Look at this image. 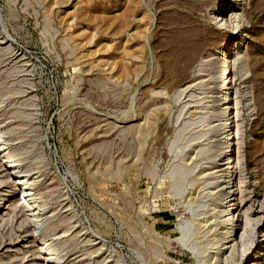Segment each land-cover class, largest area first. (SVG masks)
<instances>
[{
  "label": "rangeland",
  "instance_id": "obj_1",
  "mask_svg": "<svg viewBox=\"0 0 264 264\" xmlns=\"http://www.w3.org/2000/svg\"><path fill=\"white\" fill-rule=\"evenodd\" d=\"M263 235L264 0H0V264H249Z\"/></svg>",
  "mask_w": 264,
  "mask_h": 264
},
{
  "label": "bare ground",
  "instance_id": "obj_2",
  "mask_svg": "<svg viewBox=\"0 0 264 264\" xmlns=\"http://www.w3.org/2000/svg\"><path fill=\"white\" fill-rule=\"evenodd\" d=\"M235 1V0H234ZM237 1H242V0H237ZM221 14H222V11H221ZM233 14V13H232ZM235 15V14H234ZM232 16V15H231ZM232 18V21L235 23V25H233V26H235V28H233V31H232V33L234 32L235 33V29L237 28V23H236V20L237 19H240V16L238 17V16H233V17H231ZM218 19V16L216 17V22H217V24H219L222 20H217ZM238 21V20H237ZM239 26V25H238ZM233 33V34H234ZM228 39H230V37L228 38ZM235 61H236V63H237V61L238 60H235L234 59V64H235ZM228 62V61H227ZM243 68H246V64H245V66L244 67H242V70H243ZM239 70H241V69H239ZM223 71V73H225V71H226V69H224V70H222ZM229 75V74H228ZM221 78H223V77H221ZM227 79H228V77H224L223 79H222V86H226V81H227ZM229 86V83L227 84V88H224V89H222V91H220V93H221V95L219 96V101L221 102V104L219 105V106H221V107H223V106H226L227 105V103H226V101H228V92H227V90H229L230 88L228 87ZM223 92V93H222ZM225 102V103H224ZM218 108V107H217ZM225 109L224 110H222L221 111V113L224 115L225 114ZM225 125H226V122H225V120L223 121V122H221L220 123V125H219V128H223V127H225ZM225 128H223V130H224ZM225 133H223V143H222V145L223 146H225V145H227L228 144V142L230 141V138L228 137V131H224ZM228 148H229V146H226L225 148H224V154H225V156L224 157H226L225 158V160H223V162L221 163V166H224L225 168H223V169H221V170H219V168L218 169H216V170H218V171H216V172H222L223 174L225 173V180L222 182V185H223V188L222 189H224V193H223V203H222V205H224V210L222 211V213H225V212H227V211H231L232 209V206H233V204H231V203H233V201H234V199H233V197L235 196L234 195V191H233V189H234V186H233V184H234V182H232L233 181V173H232V161H230V157H229V155H228ZM223 154V155H224ZM220 160V159H219ZM12 163V162H11ZM13 164V163H12ZM11 170H12V172H11V176H13V177H17L18 175H20V171H19V169H18V167H11ZM17 175V176H16ZM222 176V175H221ZM220 176V177H221ZM219 177V178H220ZM224 178V177H223ZM27 177L26 176H24V177H22V178H18V180H19V183H17L18 184V186L19 187H23V189L20 191L21 192V194H22V196H21V199L23 200V202H25V206H24V208H26L27 210L26 211H28V212H31V215H29V216H31L32 218H35L34 220V226H36V227H34V230H33V232H34V234H36L37 232H38V229H39V220L35 217V214H33V212H34V210L33 209H30L31 208V205H30V201H32L33 200V194H31L30 192H29V190H27L26 189V186L29 184V180L27 179ZM221 186V185H220ZM220 186H218L219 188H220ZM238 209V208H237ZM237 209H235V211L237 210ZM234 210V209H233ZM233 216V215H232ZM225 217H227V218H225ZM224 218V219H223ZM222 219L223 220H221V222H220V224L221 225H223V226H225L227 223H229L228 225H230L231 227H230V229H231V232H233V229H234V224H233V222H232V220L230 219V217H229V214L227 213L225 216L223 215L222 216ZM233 219V218H232ZM261 218H259L258 220H257V224H260V222H261ZM234 233V232H233ZM230 233L228 232L227 233V235L225 236V242H223L222 243V245H221V247H225L226 246V244H229V243H231V240H230V235H229ZM264 236V235H263ZM59 239V238H58ZM264 239H263V241L261 242V246L259 247V248H256V250H255V247H254V249L250 252V255H251V261H250V263L249 264H258V261L261 259L260 258V255H262V254H260L261 252H260V248H264ZM225 248H223V250H224ZM227 249H229L230 250V255H232L233 253H234V245H230ZM54 249L53 248H50V251H53ZM44 251V248H43V246L42 247H40V252H43ZM221 251V249H218V252H220ZM258 251V252H257ZM43 260H45V261H51L52 260V253H50V254H45V255H43V257H41ZM48 263V262H47ZM50 264H55V263H50Z\"/></svg>",
  "mask_w": 264,
  "mask_h": 264
}]
</instances>
